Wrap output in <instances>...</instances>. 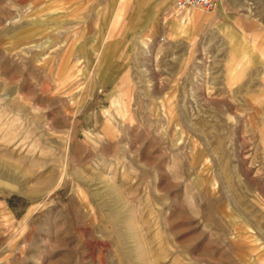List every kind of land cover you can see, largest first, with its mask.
I'll list each match as a JSON object with an SVG mask.
<instances>
[{
	"label": "rangeland",
	"instance_id": "374dc122",
	"mask_svg": "<svg viewBox=\"0 0 264 264\" xmlns=\"http://www.w3.org/2000/svg\"><path fill=\"white\" fill-rule=\"evenodd\" d=\"M0 0V264H264V0Z\"/></svg>",
	"mask_w": 264,
	"mask_h": 264
},
{
	"label": "built area",
	"instance_id": "2783aa9c",
	"mask_svg": "<svg viewBox=\"0 0 264 264\" xmlns=\"http://www.w3.org/2000/svg\"><path fill=\"white\" fill-rule=\"evenodd\" d=\"M218 2L219 0H177L176 5L178 7L198 5L205 10H212L215 8Z\"/></svg>",
	"mask_w": 264,
	"mask_h": 264
},
{
	"label": "crops",
	"instance_id": "0c3cea01",
	"mask_svg": "<svg viewBox=\"0 0 264 264\" xmlns=\"http://www.w3.org/2000/svg\"><path fill=\"white\" fill-rule=\"evenodd\" d=\"M216 7V6H215Z\"/></svg>",
	"mask_w": 264,
	"mask_h": 264
}]
</instances>
